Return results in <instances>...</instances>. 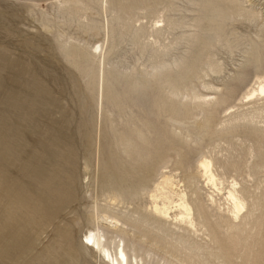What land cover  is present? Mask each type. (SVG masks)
<instances>
[{
  "label": "rangeland",
  "instance_id": "374dc122",
  "mask_svg": "<svg viewBox=\"0 0 264 264\" xmlns=\"http://www.w3.org/2000/svg\"><path fill=\"white\" fill-rule=\"evenodd\" d=\"M228 1L0 0V264H105L81 243L123 188L131 214L107 240L129 264H264V98L245 97L264 81V0ZM203 159L239 183L242 224ZM163 176L191 194L197 234L151 214Z\"/></svg>",
  "mask_w": 264,
  "mask_h": 264
},
{
  "label": "bare ground",
  "instance_id": "6f19581e",
  "mask_svg": "<svg viewBox=\"0 0 264 264\" xmlns=\"http://www.w3.org/2000/svg\"><path fill=\"white\" fill-rule=\"evenodd\" d=\"M228 1V0H227ZM230 2V1H228ZM104 4V3H103ZM230 4V3H228ZM226 8V7H225ZM230 10V8H228ZM221 10V9H220ZM219 10V11H220ZM223 10V9H222ZM226 10V9H225ZM215 12V11H214ZM226 12L229 13V11L226 10ZM224 12V13H226ZM210 13V12H209ZM216 13V12H215ZM221 13V12H220ZM223 13V11H222ZM231 13V12H230ZM216 16V15H215ZM218 16V14H217ZM221 21V20H220ZM161 24V23H160ZM157 25V24H155ZM156 28H159V27H156ZM101 48L100 46H97V49ZM259 53V52H257ZM251 59V58H250ZM250 61V60H249ZM105 70L104 68H102L98 74V77H97V80H96V85H103L105 82V77H106V73H105ZM258 79V78H256ZM259 80V79H258ZM258 84V83H257ZM254 87V86H253ZM210 90H215L217 91L218 89L216 87H210L208 88ZM245 97L247 98V101L250 102V101H253L255 100L256 98H259V97H263L264 98V81L260 82L255 89H253L252 91H250L249 93H247L245 95ZM206 98L207 97H201L199 99H201L202 101V104L205 105V104H208V102L206 101ZM244 98V99H246ZM253 102H256V101H253ZM262 102V101H261ZM248 105V104H247ZM260 105V104H259ZM258 106V105H257ZM175 107V106H173ZM251 108H254V107H251ZM264 108V106L262 107ZM255 109V108H254ZM253 111V110H252ZM256 111V110H254ZM258 113V112H257ZM253 115V114H252ZM252 117V116H251ZM254 119V118H253ZM259 119V118H258ZM251 120V119H250ZM259 124V123H258ZM54 135V134H53ZM57 138V136H56ZM189 142V141H188ZM204 156V155H202ZM208 158V157H207ZM210 159V158H209ZM214 159V157H213ZM249 159V158H248ZM33 161V160H32ZM35 161V160H34ZM38 161V160H37ZM217 162V161H215ZM229 162V161H228ZM231 162V161H230ZM32 166V165H31ZM246 167V165H245ZM244 167V168H245ZM199 168L200 170L203 172L204 174V177L206 179L205 183H207L208 185L211 186V188H213L216 192H222L223 190L226 189V193L224 194L225 195V202L227 203L226 205L229 204L228 206V213L232 220V222H236L238 224H242L244 221H246V218H245V209H246V205L247 203L245 202L244 199L246 198H242L243 196H241L242 194L240 193V191L237 189V187L239 186V183L236 182L234 179L232 181H230L231 183H224L226 182V179L224 180V182H220V179L216 174L215 172L213 171V163L212 161H209L207 159H203L199 162ZM218 168V167H217ZM234 168V167H233ZM69 169V168H68ZM71 169V168H70ZM224 169H226L224 167ZM223 169V170H224ZM228 169V168H227ZM226 169V170H227ZM225 170V171H226ZM229 170V169H228ZM239 170V169H238ZM248 170V169H247ZM73 171V170H72ZM219 171V169H218ZM221 171V170H220ZM219 171V173H220ZM224 173V171H223ZM232 173V172H231ZM235 173V172H233ZM238 173V172H237ZM244 173V172H243ZM246 173V171H245ZM62 174H64L62 172ZM249 174V173H248ZM247 174V175H248ZM126 175V173H125ZM124 175V176H125ZM128 175V174H127ZM221 175V174H220ZM230 175V174H228ZM234 175V174H233ZM232 176V174H231ZM54 177V176H53ZM56 177V176H55ZM54 177V179H55ZM58 177V176H57ZM60 177V176H59ZM127 177V176H126ZM225 177V176H224ZM123 178V177H121ZM190 178V177H189ZM221 178L222 175H221ZM233 178V177H232ZM53 179V178H52ZM115 179V178H114ZM70 180V179H69ZM74 180V179H73ZM117 180V178H116ZM115 180V181H116ZM123 180V179H121ZM188 180V179H187ZM55 181V180H54ZM57 181V179H56ZM62 181H65L63 178H62ZM68 181V180H67ZM191 180H189L190 182ZM223 181V180H222ZM73 182V181H72ZM121 182V181H120ZM229 182V181H227ZM49 183V182H48ZM124 183V182H123ZM224 183V184H223ZM65 184V183H64ZM75 184V183H74ZM117 184V183H116ZM157 190L159 191V188H161L162 190H164L166 187H170V193H161V192H158L157 193V190L153 191V195H151V200H152V203L150 205V212L152 215H155L157 218H159L160 220L166 222V223H169V225H172L174 227V229H177V230H183L187 233H196L197 234V227L199 226V224L202 225V223H197L196 222V219L194 218V214L193 211V207H192V202H194L193 200L191 201L190 198V195H189V198H188V195L187 193L185 192L186 190H181L180 187L176 186L175 184L172 183V181L170 180V178L168 176H163L162 177V180L160 182L157 183ZM226 185H229L227 188H225ZM73 185V184H72ZM140 185V184H139ZM185 185V183L183 184ZM70 186V185H69ZM118 186V185H116ZM121 186V185H120ZM143 186V185H142ZM140 186V187H142ZM186 186V185H185ZM224 186V188H223ZM124 187V185H123ZM184 187V186H183ZM182 187V188H183ZM189 187V186H188ZM187 187V188H188ZM110 188V187H109ZM111 188H114V185L113 187ZM122 188V187H121ZM129 188V187H128ZM137 188H139V186L137 185ZM149 188V187H147ZM146 188V189H147ZM239 188H241L239 186ZM117 189H120V188H117ZM116 187H115V190H117ZM125 189V188H123ZM121 189L120 191H126V190H123ZM127 189V188H126ZM130 189V188H129ZM132 189V188H131ZM134 189V188H133ZM186 189V188H185ZM190 189V188H189ZM110 190V189H109ZM135 190V189H134ZM133 190V192H134ZM137 190V189H136ZM193 190V189H192ZM241 190V189H240ZM106 191V190H105ZM120 191H111V193L113 194V197L115 199V201L113 202V204L111 205H106L103 209H105L106 211L102 212V216L101 217H98V216H94V226L91 230H88L87 231V234L84 236L85 238V242H82L81 243V247L83 250H85L86 252H94L95 251V254L102 260H103V263L106 264V262L108 264H129V260H128V256L126 254V251H125V246H124V242H123V239L121 238L120 241H119V244L116 245V251L114 252V254L111 253V250L109 248V242L111 244V242H113V238L111 239H108L107 240V234H110L113 236V234H117V233H124V229L122 228V225L120 220L122 218L123 215L125 214H131V210L127 207H125V205L127 203H125V197H127L128 195L130 196L131 194H128L127 196H124V194L120 193ZM128 191V189H127ZM55 192V191H54ZM142 192V191H141ZM188 192V191H187ZM190 192V190H189ZM192 192V191H191ZM77 193V192H76ZM126 194V192H124ZM130 193V192H129ZM138 193V192H137ZM195 193V192H194ZM56 194V193H55ZM52 195V194H51ZM171 195H175V197H172ZM4 196V195H3ZM48 196V195H47ZM132 196V195H131ZM141 196V195H140ZM52 197V196H51ZM10 198V197H9ZM8 198V199H9ZM34 198V197H33ZM38 197H35V199H37ZM40 198V197H39ZM53 198V197H52ZM55 198V197H54ZM54 198L52 200H54ZM175 198V200H174ZM12 199V198H11ZM14 199V198H13ZM13 199L11 201H13ZM41 199V198H40ZM191 202H189V200ZM3 200V199H2ZM109 200V199H107ZM106 200V201H107ZM247 200V199H246ZM7 201V200H6ZM10 201V203H12ZM42 201V199H41ZM46 201V200H45ZM51 201V200H49ZM47 201V202H49ZM133 201V200H132ZM210 201V199H209ZM221 201V200H220ZM219 201V202H220ZM3 202V201H2ZM39 202V201H38ZM53 202V201H51ZM70 202V200H68L67 202H64L63 203V206L62 207H66V205ZM72 202V201H71ZM103 202V201H102ZM127 202V200H126ZM161 202V204H160ZM211 202L216 205L215 203V200L214 199H211ZM250 202V201H249ZM248 202V203H249ZM254 202V201H253ZM5 203V202H4ZM42 203V202H41ZM255 203V202H254ZM9 204V203H8ZM8 204L6 206H8ZM14 204V203H13ZM12 204V205H13ZM39 204V203H38ZM100 204V203H99ZM135 204V203H133ZM195 204V203H194ZM197 204V203H196ZM211 204V203H210ZM212 204V205H213ZM250 204V203H249ZM4 205V204H3ZM43 205V204H42ZM62 205V204H60ZM136 205V204H135ZM222 205V203L220 204ZM225 203H224V206L226 207ZM10 206V205H9ZM15 206V205H14ZM198 206V204H197ZM223 206V205H222ZM250 206V205H249ZM247 206V207H249ZM252 206V205H251ZM52 207V206H51ZM103 207V206H102ZM196 207V206H194ZM220 207V206H219ZM5 208V207H4ZM95 208V206L93 207ZM198 208V207H196ZM221 208V207H220ZM223 208V207H222ZM13 209V208H12ZM60 210H63L64 208H59ZM141 209V208H140ZM248 209V208H247ZM45 210V209H44ZM221 210V209H220ZM223 210H225L223 208ZM250 210V209H249ZM48 211V210H47ZM92 212V210H90ZM95 211V210H94ZM98 211V210H97ZM210 211V210H209ZM248 211V210H247ZM45 212V211H44ZM100 212V213H101ZM137 212V211H136ZM199 212V211H198ZM46 213V212H45ZM56 213V212H55ZM54 213V215H55ZM62 213V211L60 212ZM60 213H57V214H60ZM197 213V212H196ZM200 215L202 214L201 212H199ZM225 213V212H224ZM77 215V214H76ZM140 215V214H139ZM14 216V215H13ZM203 216V215H202ZM4 217V215H3ZM196 217V216H195ZM200 217V216H199ZM74 218V217H73ZM197 218V217H196ZM229 218V217H228ZM72 219V218H71ZM16 220V219H15ZM79 220V219H78ZM77 220V221H78ZM152 220V218L150 219ZM158 220V219H157ZM204 220V218H203ZM20 221V220H19ZM73 221V219H72ZM122 221V220H121ZM127 221V219H124V224L125 222ZM250 221V220H249ZM163 222V223H164ZM248 222V221H247ZM246 222V224H247ZM2 223V222H1ZM249 223V222H248ZM76 224V223H75ZM4 225V223H3ZM217 225V224H216ZM25 226V225H24ZM206 226V225H205ZM219 226V225H218ZM231 226V225H230ZM229 226V227H230ZM233 226V225H232ZM231 226V227H232ZM241 226V225H240ZM244 226V225H243ZM1 227V226H0ZM201 227V226H200ZM207 227V226H206ZM209 227V226H208ZM237 227V226H236ZM7 228V227H6ZM35 228V227H34ZM64 237L65 238H71L72 236V233H73V230H72V233H71V228H70V225H67V224H64ZM4 229V228H3ZM15 229L17 230V226L16 224H11L7 229H5V232L9 233V235H7L8 239H6L8 241V247L7 249H9L10 247L12 248H18L19 245V241L17 239V237L13 236L11 232L15 231ZM56 229V228H55ZM234 229V228H233ZM204 230V229H202ZM207 230V228H206ZM18 231V230H17ZM4 231H0V233H3ZM20 232V231H19ZM62 234V233H61ZM21 235V234H20ZM120 235V234H119ZM183 235V234H182ZM222 234H220L221 236ZM55 236V235H54ZM60 236V235H59ZM176 236V235H175ZM195 236V235H194ZM216 236V235H215ZM219 236V237H220ZM121 237V236H120ZM30 237H28L29 239ZM64 238V239H65ZM109 238V237H108ZM182 238V237H181ZM202 238V237H201ZM205 238V237H204ZM221 238V237H220ZM27 239V240H28ZM58 239V238H57ZM125 239V238H124ZM218 239V238H217ZM67 240V239H66ZM65 240V241H66ZM71 240V239H70ZM212 240V239H211ZM221 240V239H220ZM233 241H235L234 239H232ZM58 241V240H57ZM72 241V240H71ZM214 241V239H213ZM222 241V240H221ZM62 243V242H61ZM87 243V244H85ZM52 244V243H51ZM56 244H60V243H56ZM63 244V243H62ZM61 244V245H62ZM67 244V242H65V245ZM72 244H73V241H72ZM113 244V243H112ZM223 244V243H221ZM24 245V244H23ZM60 245V246H61ZM64 245V244H63ZM64 245V246H65ZM68 245V244H67ZM66 245V246H67ZM235 245V244H234ZM237 245V244H236ZM1 246V245H0ZM65 246V247H66ZM74 246V245H73ZM91 246V247H89ZM233 246V244H232ZM2 247V246H1ZM4 247V246H3ZM2 247V248H3ZM6 248V247H5ZM61 248V247H60ZM63 248V247H62ZM234 248V247H233ZM248 248V247H247ZM262 248V247H261ZM263 249V248H262ZM19 250V249H18ZM17 250V251H18ZM232 250V248H231ZM1 251V250H0ZM4 251V249L2 250V252ZM70 251V250H69ZM76 251V249H75ZM83 251V252H85ZM235 251V250H233ZM5 252V251H4ZM12 251L8 252V253H11ZM19 252V251H18ZM52 252V251H51ZM50 252V254H51ZM12 253H15V252H12ZM46 253V252H45ZM72 253V252H70ZM56 254V253H55ZM228 254V253H227ZM1 255V253H0ZM3 255V253H2ZM13 255V254H12ZM21 255V254H20ZM49 255V254H48ZM47 255V256H48ZM57 255V254H56ZM55 255V256H56ZM234 255V254H233ZM244 255V254H243ZM4 256V255H3ZM46 257H43V258H47ZM63 256V255H62ZM61 256V257H62ZM71 256V255H70ZM76 256V255H75ZM239 256V255H238ZM241 256V255H240ZM1 257V256H0ZM37 257V255H36ZM40 257V256H39ZM224 257V256H223ZM237 257V255H236ZM246 257V256H245ZM250 257V256H249ZM66 258V257H65ZM169 258V257H168ZM177 258V257H176ZM232 258V257H231ZM235 258V257H234ZM5 259V258H4ZM7 259V257H6ZM237 259V258H236ZM241 259V258H240ZM33 260V259H32ZM171 260V259H170ZM174 260V259H173ZM248 261V259H246ZM10 262V261H9ZM29 262V261H28ZM42 262V261H41ZM60 263L62 262L59 261ZM78 262V261H77ZM138 261H136L135 259V264H137ZM228 262V261H227ZM231 262V261H230ZM240 262H243L242 260ZM8 263V262H7ZM6 263V264H7ZM46 263V262H44ZM5 264V263H3ZM25 264V263H24ZM170 264H176L174 262L171 261ZM238 264V263H236ZM241 264V263H240ZM243 264V263H242ZM255 264V263H254Z\"/></svg>",
  "mask_w": 264,
  "mask_h": 264
}]
</instances>
